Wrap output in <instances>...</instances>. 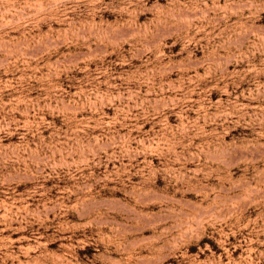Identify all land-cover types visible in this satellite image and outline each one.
<instances>
[{
	"label": "rangeland",
	"instance_id": "374dc122",
	"mask_svg": "<svg viewBox=\"0 0 264 264\" xmlns=\"http://www.w3.org/2000/svg\"><path fill=\"white\" fill-rule=\"evenodd\" d=\"M0 264H264V0H0Z\"/></svg>",
	"mask_w": 264,
	"mask_h": 264
}]
</instances>
